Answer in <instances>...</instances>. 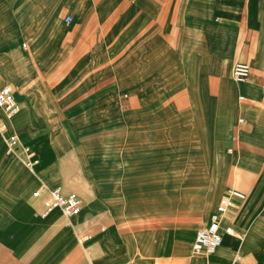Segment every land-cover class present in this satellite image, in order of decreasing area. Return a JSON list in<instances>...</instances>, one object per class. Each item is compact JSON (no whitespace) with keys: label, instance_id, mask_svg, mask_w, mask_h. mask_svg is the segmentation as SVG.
Returning <instances> with one entry per match:
<instances>
[{"label":"crops","instance_id":"crops-1","mask_svg":"<svg viewBox=\"0 0 264 264\" xmlns=\"http://www.w3.org/2000/svg\"><path fill=\"white\" fill-rule=\"evenodd\" d=\"M235 62L250 66L243 83L232 79ZM135 67H145L158 83L191 85L174 98L191 100L188 112L198 116L207 135L215 130L217 116L227 117L229 132L222 145L232 171L225 191L238 189L245 199L237 200L224 219L234 233L223 234L220 248L199 264H263L264 0H0V85H10L20 105L9 120L0 109L5 135L18 137L17 148L10 151L0 136V264L146 263L141 253L132 256L121 243L112 246L113 256L96 259L91 253L100 238L144 220L113 224L107 219L86 226L91 212L86 208L70 218L59 210L42 218L43 195L33 196L42 186L59 187L54 180L61 175L52 167L63 135L54 140L50 132L65 129L55 124L56 115L106 114L102 105L112 99L114 84L128 85ZM210 84H221L224 91H212ZM146 98L137 93L135 100ZM135 108L139 114L151 110L142 103ZM25 145L33 150L30 166ZM176 155L183 158L179 151ZM92 168L101 169L97 161ZM210 195L196 196L195 216L185 228L173 225L154 237L137 233L131 239L140 240L145 255L156 256L170 249L149 240L174 237V253L185 255L193 224L204 218Z\"/></svg>","mask_w":264,"mask_h":264},{"label":"rangeland","instance_id":"rangeland-1","mask_svg":"<svg viewBox=\"0 0 264 264\" xmlns=\"http://www.w3.org/2000/svg\"><path fill=\"white\" fill-rule=\"evenodd\" d=\"M145 71V67H135L131 73L135 77L130 78L128 85L114 84L112 99L102 105L106 107V114L56 115L55 124H62L65 131L50 132L54 140L60 133L63 135L60 144L55 145L59 155L52 167L61 178L54 181L61 189L76 192L81 211L91 210L87 214L90 223L86 226L100 225L107 219L113 224L144 220L143 224L128 225L100 238L91 252L96 259L111 254L112 246L119 243L127 246V241L137 233L153 236L165 232L169 226L185 228L195 216L196 196L200 194L205 199L211 194L212 202L204 218L193 224L185 255L174 253L171 237L149 240L152 244H164L170 249L169 254L148 256L143 251L140 254L144 264H199L209 255L192 252L193 234L205 224L217 198L231 184L228 180L232 169L225 160L228 154L222 145L229 132L227 117L217 116L215 130L207 135L198 124V116L188 112L191 100L174 98L175 93L189 91L191 85L158 83ZM168 75L167 72V79ZM210 86L212 91H224L221 84ZM169 92H174L171 99L167 98ZM137 93L149 98L136 101ZM138 103L146 111L151 109L150 112L139 114L135 108ZM153 108H159L160 113H153ZM177 151L182 159L177 158ZM126 159L131 161L122 165L121 160ZM96 161L101 169L94 172L92 165ZM135 161L144 164L138 165ZM125 256L129 262L131 257L128 253Z\"/></svg>","mask_w":264,"mask_h":264},{"label":"built area","instance_id":"built-area-1","mask_svg":"<svg viewBox=\"0 0 264 264\" xmlns=\"http://www.w3.org/2000/svg\"><path fill=\"white\" fill-rule=\"evenodd\" d=\"M66 20H70L69 17ZM25 46V44H23ZM250 72V66L243 62H235L232 66L231 76L234 82L243 83ZM240 99L243 97L240 95ZM0 109L3 111L7 120L14 117L20 111V105L16 101L13 90L10 85H4L0 88ZM242 122L240 118L238 120ZM7 130L6 122L0 123V136L5 137L7 147L10 151H15L18 146V137L14 133L5 135ZM23 152L26 154L27 159L25 164L30 166L33 161V150L25 145ZM42 198V208L39 211V216L45 218L53 210H59L66 218H70L79 214L81 210L80 197L75 192H62L61 188H45L41 187L33 191L34 197ZM245 199V194L235 188H228L217 201L213 211L209 215L208 222L198 228L193 236L191 242V250L197 255H208L213 253L223 240V234L232 235L234 229L231 225H224V219L227 213L235 207L237 200Z\"/></svg>","mask_w":264,"mask_h":264},{"label":"bare ground","instance_id":"bare-ground-1","mask_svg":"<svg viewBox=\"0 0 264 264\" xmlns=\"http://www.w3.org/2000/svg\"><path fill=\"white\" fill-rule=\"evenodd\" d=\"M23 59V58H22ZM2 137V136H1ZM194 220H196V219H194ZM178 228V227H177ZM183 228V227H182ZM189 229V228H188ZM173 230V229H172ZM173 235V234H172ZM138 236V235H137ZM149 236V235H148ZM154 237V236H153ZM174 238V237H173ZM145 240V239H144ZM128 242V244H127V246H125V245H123V246H125V248L127 249V251L129 252V254L130 255H134L136 252H139V253H142V251L143 252H145L146 251V249H145V251H144V245L140 242V240L139 239H131V240H128L127 241ZM158 243V242H157ZM222 243V242H221ZM146 245H147V243H146ZM221 245V244H220ZM219 245V246H220ZM149 246V245H148ZM147 247V246H146ZM145 247V248H146ZM150 247V246H149ZM153 247V246H152ZM220 248V247H219ZM218 248V249H219ZM122 246L120 247V251H122ZM154 249V248H153ZM155 250V249H154ZM222 250V249H221ZM190 251V250H189ZM224 251V250H223ZM113 252V251H112ZM115 253H116V251H115ZM119 254V253H118ZM150 254V253H149ZM212 254V253H211ZM112 255V254H111ZM207 255V254H206ZM209 255V254H208ZM113 256V255H112ZM135 256H136V254H135ZM204 258V257H203ZM205 261H206V259H205ZM224 261V260H223ZM227 262V261H226ZM208 263V262H207ZM229 263V262H228ZM224 264V263H223Z\"/></svg>","mask_w":264,"mask_h":264}]
</instances>
